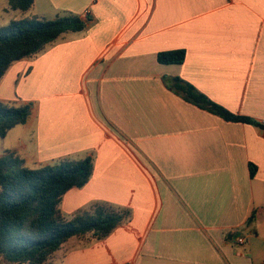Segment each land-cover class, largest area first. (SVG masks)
<instances>
[{
    "label": "crops",
    "instance_id": "crops-1",
    "mask_svg": "<svg viewBox=\"0 0 264 264\" xmlns=\"http://www.w3.org/2000/svg\"><path fill=\"white\" fill-rule=\"evenodd\" d=\"M44 6L87 27L7 70L0 100L32 103V114L4 151L31 167L91 155L93 174L62 213L99 201L130 211L102 239L68 240L52 264H264V0ZM179 48L183 63L158 61ZM177 76L259 124L185 100L165 82Z\"/></svg>",
    "mask_w": 264,
    "mask_h": 264
},
{
    "label": "trees",
    "instance_id": "trees-1",
    "mask_svg": "<svg viewBox=\"0 0 264 264\" xmlns=\"http://www.w3.org/2000/svg\"><path fill=\"white\" fill-rule=\"evenodd\" d=\"M36 0H8L13 10L30 11ZM87 21L72 11L55 18L30 14L0 26V81L10 66L41 53L69 33L85 30ZM163 64H181L183 48L158 53ZM165 82L185 100L225 120L259 124L249 116L233 113L188 81L174 77ZM32 114V103L17 105L0 100V138ZM91 155L64 158L56 163L31 167L14 150L0 154V258L3 264H45L63 244L74 237L102 239L128 217L130 211L108 202H94L78 209L70 218L61 210L63 196L83 187L93 174ZM255 174L252 165L251 175Z\"/></svg>",
    "mask_w": 264,
    "mask_h": 264
},
{
    "label": "rangeland",
    "instance_id": "rangeland-1",
    "mask_svg": "<svg viewBox=\"0 0 264 264\" xmlns=\"http://www.w3.org/2000/svg\"><path fill=\"white\" fill-rule=\"evenodd\" d=\"M42 4H46V0H36L35 2V6H33V8L28 11V12H22L20 10H13L10 8L9 4H8V0H0V26L2 25H6L7 23H9L10 20L15 19V18H22L25 17L27 15L30 14H39V16L46 14V18H54L53 13L50 11L48 6H44V8L42 7ZM63 14V13H61ZM43 17V16H42ZM22 125V124H19ZM19 127H24V126H19ZM21 128H15L14 130H9L8 133L6 134L5 137L0 138V154H2V152L4 151V147H9L12 146L13 144H16V142L18 141V137H23L26 132H21L20 130ZM82 155H80L81 158L86 156V153H81ZM93 157V156H92ZM78 158V157H75ZM30 165L32 166V163H30ZM52 260L53 257L45 264H52ZM2 260L0 258V264ZM114 264H120V263H114Z\"/></svg>",
    "mask_w": 264,
    "mask_h": 264
},
{
    "label": "built area",
    "instance_id": "built-area-1",
    "mask_svg": "<svg viewBox=\"0 0 264 264\" xmlns=\"http://www.w3.org/2000/svg\"><path fill=\"white\" fill-rule=\"evenodd\" d=\"M263 123H264V120H263ZM237 242L238 243H241V244H243V243H245L246 242V240H245V238L244 237H242V236H239V237H237Z\"/></svg>",
    "mask_w": 264,
    "mask_h": 264
}]
</instances>
